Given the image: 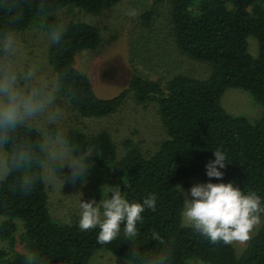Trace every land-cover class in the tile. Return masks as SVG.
<instances>
[{"label": "trees", "instance_id": "16d2710c", "mask_svg": "<svg viewBox=\"0 0 264 264\" xmlns=\"http://www.w3.org/2000/svg\"><path fill=\"white\" fill-rule=\"evenodd\" d=\"M119 0H49L54 9L77 7L89 13L99 12ZM166 5L165 19L178 50L187 56L210 63L205 78L175 73L163 83L134 72L128 87L109 98L95 93L89 75L76 66L79 52L96 48L102 42L98 26L82 19L65 23L61 45H50L49 63L59 71L72 66L67 81L76 98L62 106L77 116H102L113 113L130 91L138 102L155 99L166 136L152 152H144L126 140L119 155L106 129L85 131L70 126L67 135L81 146L93 145L99 155L89 159L99 169L118 175L121 194L129 202L142 203L156 195V210L145 209L137 223L138 236L128 240L121 234L110 244L97 243L99 229L82 231L79 219L61 222L48 206L46 187L38 183L28 195L15 191L14 177L0 184V237L13 240L16 219L24 227L25 251L5 258L0 249V264H24L25 254H36L43 264H90L97 249H108L127 258L132 248L156 253L163 246L151 240L158 232L172 246V264H193L199 257L211 264H264V221L241 253L231 245H212L192 227L182 223L184 197L177 183L189 176H199L202 183H229L245 194L256 192L264 199V111L255 120L228 112L220 103L227 87L250 91L255 100L264 102V0H155V6ZM158 13L152 8L142 14L146 24ZM37 15L35 5L25 8L17 30L26 28ZM57 16L46 17L51 23ZM4 17L0 15V23ZM258 41L256 55L248 49V36ZM220 149L227 158L222 179L209 178L206 164ZM264 217V214L261 215Z\"/></svg>", "mask_w": 264, "mask_h": 264}, {"label": "clouds", "instance_id": "9594fccd", "mask_svg": "<svg viewBox=\"0 0 264 264\" xmlns=\"http://www.w3.org/2000/svg\"><path fill=\"white\" fill-rule=\"evenodd\" d=\"M35 5L40 16L59 17L49 0H0V184L14 177L15 191L30 194L38 183L62 188L66 180L73 185L83 182L91 166L90 157L99 155L93 145L74 143L64 128L65 108L76 98L75 90L67 83L73 67L48 71L28 53L17 30L24 18L25 8ZM129 16L135 17V11ZM39 29L49 44L61 45L65 24L57 19L40 24ZM215 159L206 164V175L222 179L227 158L223 151H214ZM69 169V175L63 170ZM176 188L184 197L180 216L182 223L192 227L212 245L246 244L261 223L264 199L256 192L245 194L229 183H202L188 192ZM111 196L97 202L92 199L79 203L78 226L82 231L99 229L97 243L110 244L121 234L128 240L138 236L137 223L145 209L156 210V195L150 194L142 203L129 202L120 187L108 186ZM189 194L191 199H189ZM151 240L163 246L156 253L132 248L126 264H172V246L158 232ZM24 264H43L32 253L25 254Z\"/></svg>", "mask_w": 264, "mask_h": 264}, {"label": "rangeland", "instance_id": "374dc122", "mask_svg": "<svg viewBox=\"0 0 264 264\" xmlns=\"http://www.w3.org/2000/svg\"><path fill=\"white\" fill-rule=\"evenodd\" d=\"M152 8L158 9L149 24L142 21V14ZM59 20L64 24L71 19H82L99 27L102 42L96 48L84 49L78 53L76 66L85 71L93 84L95 93L104 98L117 95L128 87V79L136 72L142 77L159 80L163 83L175 73H185L194 77L205 78L211 73L210 63L197 60L180 52L176 47L165 19L166 5L155 6V0H119L113 5L96 13H89L77 7H60ZM135 11V17L129 16ZM44 16L36 15L24 29L18 30L20 38L29 55L52 71L48 50L51 44L42 35L40 24L45 22ZM248 49L256 55L258 41L249 35ZM220 103L230 113L245 115L251 120L257 119L264 111V102L255 100L250 91L240 87H227L220 97ZM64 107V106H63ZM65 108L66 133L70 126L78 125L85 131L106 129L114 140L118 154L125 149V141H131L144 152L156 149L161 139L166 136L165 127L160 119L155 99L138 102L132 92H128L124 101L113 113L102 116H77L72 110ZM91 161V159H90ZM88 174L83 182L75 185L66 180L63 187L46 186L48 206L51 215L61 222L79 219L80 201L95 199L99 202L111 196L108 186L118 185V175L114 171L102 170L91 161ZM69 175V169L63 170ZM195 184H202L199 176H189L177 185L185 192ZM119 186V185H118ZM189 199L191 196L189 194ZM4 219L0 215V222ZM254 230L257 231L263 223ZM13 240L0 237V249L5 251L4 257H13L15 252L25 251L24 227L20 219H16ZM252 234V235H253ZM246 244H232L237 253H241ZM193 264H211L199 257L191 259ZM90 264H126V258L108 249H97L90 258Z\"/></svg>", "mask_w": 264, "mask_h": 264}]
</instances>
